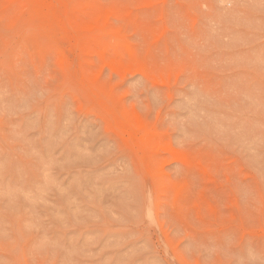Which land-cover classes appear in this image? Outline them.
<instances>
[{"label": "rangeland", "instance_id": "rangeland-1", "mask_svg": "<svg viewBox=\"0 0 264 264\" xmlns=\"http://www.w3.org/2000/svg\"><path fill=\"white\" fill-rule=\"evenodd\" d=\"M0 264H264V0H0Z\"/></svg>", "mask_w": 264, "mask_h": 264}, {"label": "bare ground", "instance_id": "bare-ground-1", "mask_svg": "<svg viewBox=\"0 0 264 264\" xmlns=\"http://www.w3.org/2000/svg\"><path fill=\"white\" fill-rule=\"evenodd\" d=\"M114 16V15H113ZM84 85V84H83Z\"/></svg>", "mask_w": 264, "mask_h": 264}]
</instances>
